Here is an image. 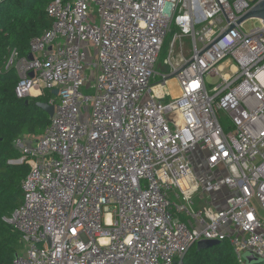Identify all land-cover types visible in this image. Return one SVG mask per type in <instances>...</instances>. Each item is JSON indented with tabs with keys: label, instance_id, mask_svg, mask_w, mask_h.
<instances>
[{
	"label": "built area",
	"instance_id": "built-area-1",
	"mask_svg": "<svg viewBox=\"0 0 264 264\" xmlns=\"http://www.w3.org/2000/svg\"><path fill=\"white\" fill-rule=\"evenodd\" d=\"M262 1L52 0V27L30 43L34 58L11 48L5 63L19 99L49 93L56 107L40 139L14 142L22 158L11 164L30 172L21 207L4 218L24 243L11 264H183L204 240L228 242L240 264L248 255L264 262V22L250 32L237 23ZM173 27L171 75H162ZM185 38L191 56L183 46L175 60ZM209 77L220 81L212 91ZM196 152L224 172L197 177ZM223 193L219 207L212 197Z\"/></svg>",
	"mask_w": 264,
	"mask_h": 264
},
{
	"label": "trees",
	"instance_id": "trees-1",
	"mask_svg": "<svg viewBox=\"0 0 264 264\" xmlns=\"http://www.w3.org/2000/svg\"><path fill=\"white\" fill-rule=\"evenodd\" d=\"M52 0H1L0 2V264H11L23 250L22 234L4 221L23 203V182L30 172L21 160L14 142L18 138L40 139L50 124L49 115L37 102H49L51 95L39 99H19L15 93L19 77L15 69L6 70L11 48L30 55V43L52 27L47 7ZM183 264H240L228 242L207 249L193 246ZM249 264V263H246ZM256 264V263H253ZM257 264H264L260 262Z\"/></svg>",
	"mask_w": 264,
	"mask_h": 264
},
{
	"label": "rangeland",
	"instance_id": "rangeland-1",
	"mask_svg": "<svg viewBox=\"0 0 264 264\" xmlns=\"http://www.w3.org/2000/svg\"><path fill=\"white\" fill-rule=\"evenodd\" d=\"M91 13H90V22L93 23V24H96L98 23V15H97V10L95 9L94 10V6L92 5L91 6ZM261 21L258 20V19H250L248 21L245 22V30L247 32H250L251 30L255 29V28H259L261 26ZM178 32V29L176 27H173V32L169 34L166 42H165V47H164V50L163 52L161 53V56H160V59H159V62L157 64V67H156V72H158L159 74H162V75H171V72H170V69L168 68L167 64H166V58L168 56V53H169V48H170V44L172 42V39H173V36ZM182 44V45H181ZM94 45L93 44H90L89 47H87V52H88V55H89V58H88V63H93L94 62V57H95V51H94ZM184 46V50L183 51V55L188 59L190 58L191 56V53L193 51V43L192 41H190V39L188 38H185L183 40V43H178L177 45V48H176V55H175V60H178L180 59V53H181V49L182 47ZM180 52V53H179ZM86 74H87V78H88V81L90 83H93L94 82V76L92 75V69L91 68H87L86 69ZM225 74H231V71H230V67L227 68V70L225 71ZM162 80V78L160 76H158L155 81H154V84L156 83H159L160 81ZM174 78H172L170 80V82L168 83V88H169V91L170 93L172 94V96H176L177 94V90H176V82L175 84H172L173 83ZM219 78L216 77V78H212V77H209L207 78V83L209 84L208 85V89L209 91H212V89L214 88L215 85H217L219 83ZM82 93L86 96H92L93 95V90H89L87 86H84V88L82 89ZM175 94V95H174ZM82 116H83V120H87L89 121L90 118H91V108L90 107H84L82 108ZM220 120H221V123L223 124L224 128L226 131H233V127H232V121L228 115V113L225 111V110H221L220 111ZM191 162H192V165H193V168L196 172V174H201L202 176L203 175H206V176H210L212 173V171L210 170L209 167H206V164L204 162V156L202 153H194L192 156H191ZM223 195H225V193H223ZM223 195H220L218 196L220 199L223 198ZM207 195L204 196V200L206 201L207 200ZM194 200H195V203L199 206L201 204H203V202L200 200L201 198V195L199 194H194L193 196ZM179 203H183L181 200H177ZM25 253V251H24Z\"/></svg>",
	"mask_w": 264,
	"mask_h": 264
},
{
	"label": "water",
	"instance_id": "water-1",
	"mask_svg": "<svg viewBox=\"0 0 264 264\" xmlns=\"http://www.w3.org/2000/svg\"><path fill=\"white\" fill-rule=\"evenodd\" d=\"M1 2V0H0ZM250 19H258L262 22H264V0L260 3H258L257 5H255L242 19H240L237 23L240 24V23H244ZM30 59H33V55L31 54L29 56ZM31 76L33 77L34 74L32 73ZM59 94V91L58 90H55L53 91V95L55 96H58ZM37 107L40 108L41 110L45 111L50 119L54 116L55 114V105H51L47 102H37ZM221 243L219 241H209V240H204V241H201L199 242L196 246L198 248V250H201V249H207V248H211L213 246H217V245H220ZM246 260H247V263L249 264H253V263H260V262H263L261 261L260 259H258L257 257L255 256H252V255H248L246 256Z\"/></svg>",
	"mask_w": 264,
	"mask_h": 264
},
{
	"label": "crops",
	"instance_id": "crops-1",
	"mask_svg": "<svg viewBox=\"0 0 264 264\" xmlns=\"http://www.w3.org/2000/svg\"><path fill=\"white\" fill-rule=\"evenodd\" d=\"M176 85H177V82H176ZM203 156H204V162H205V154H203ZM206 167H207V165H206ZM211 171H212L213 174H211L210 176H206V175L202 176L201 174H196V176L200 177L204 181V180L210 179L212 177L218 176L220 173L224 172V169L219 168V169H215V170H211ZM221 195H223V194H221ZM218 196H220V195H213V197H212L213 199L212 200L215 202V205H217L219 207H223L224 200H223V198L220 199ZM223 197H224V195H223Z\"/></svg>",
	"mask_w": 264,
	"mask_h": 264
},
{
	"label": "bare ground",
	"instance_id": "bare-ground-1",
	"mask_svg": "<svg viewBox=\"0 0 264 264\" xmlns=\"http://www.w3.org/2000/svg\"><path fill=\"white\" fill-rule=\"evenodd\" d=\"M175 82H176V81H173V83H172V84H175ZM178 93H179V91H178ZM174 95H175V94H174ZM176 95H177V94H176Z\"/></svg>",
	"mask_w": 264,
	"mask_h": 264
}]
</instances>
